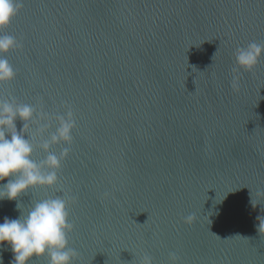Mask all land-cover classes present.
I'll return each mask as SVG.
<instances>
[{
	"label": "water",
	"instance_id": "water-1",
	"mask_svg": "<svg viewBox=\"0 0 264 264\" xmlns=\"http://www.w3.org/2000/svg\"><path fill=\"white\" fill-rule=\"evenodd\" d=\"M4 31L22 47L0 95L75 113L59 184L19 198H74V264H264V58L233 72L264 0H24ZM19 215L0 201V223Z\"/></svg>",
	"mask_w": 264,
	"mask_h": 264
},
{
	"label": "clouds",
	"instance_id": "clouds-1",
	"mask_svg": "<svg viewBox=\"0 0 264 264\" xmlns=\"http://www.w3.org/2000/svg\"><path fill=\"white\" fill-rule=\"evenodd\" d=\"M24 0H0V84L15 79L16 71L6 54L22 47L16 37L5 34V29L23 8ZM238 72L240 68L252 71L264 58V43L252 41L238 47L234 53ZM234 90L239 88V77L232 79ZM17 119L23 122L18 130ZM55 127L53 131L49 129ZM35 125L34 131H29ZM77 122L74 110L65 105L64 112L37 111L33 104L18 102L12 96L0 95V201H16L20 210L17 218L4 217L0 223V249L10 247L13 253L11 264H32L36 259L47 258L48 264H74L77 251L69 246L68 234L75 225L70 220L69 201L62 194L36 200L25 214L20 197L37 187H56L59 184V169L70 151L73 130ZM47 133V135H45ZM67 145L59 153L53 145ZM46 156L34 159L36 147ZM253 203V201H252ZM194 214L185 217L191 223ZM171 264H178L179 257L170 252ZM0 264L3 260L0 259ZM140 264H153V258L145 254Z\"/></svg>",
	"mask_w": 264,
	"mask_h": 264
}]
</instances>
